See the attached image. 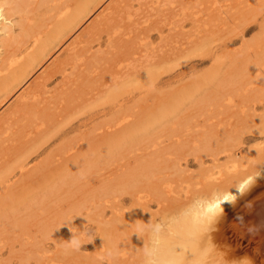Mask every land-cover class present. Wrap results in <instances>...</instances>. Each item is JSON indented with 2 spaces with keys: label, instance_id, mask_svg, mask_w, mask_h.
<instances>
[{
  "label": "rangeland",
  "instance_id": "obj_1",
  "mask_svg": "<svg viewBox=\"0 0 264 264\" xmlns=\"http://www.w3.org/2000/svg\"><path fill=\"white\" fill-rule=\"evenodd\" d=\"M75 29L51 49L27 80L0 97V172L14 168L26 156L25 167H30L29 174L12 175L18 184L11 192H0V264H142L138 248L143 241L133 233L147 219L161 217L160 202L184 201L183 196L198 192L207 176L226 171L223 167L229 169L232 163L225 164L227 154L218 152L222 147L231 148L229 155L239 163L254 155L251 150L261 152L258 147L262 145L256 146L264 142V135H257L261 127L256 119L264 114L260 97L264 92V0H102ZM126 62L134 64L127 74L123 66L118 68ZM62 65L64 76L58 72L47 78ZM241 82H250L245 89L248 94L237 89ZM224 89L231 90L227 92L231 98ZM232 89L242 97L257 95L259 101L253 97L254 101L245 99L253 102L250 105L249 101L242 104L240 92L237 97ZM53 98L58 105L50 101ZM243 105L248 108L242 109ZM231 110L238 118L231 117ZM228 119L231 122L226 123ZM232 122L243 125L237 124L236 129L232 124L233 129H228ZM220 129L228 132L233 143L227 137L228 141L214 142L227 134H220ZM28 150L31 154L23 155ZM142 161L157 162L153 178L159 179L163 188L158 186L159 190L165 193L167 189L166 196L155 192V201L150 198L155 195L145 189L146 195L143 185L149 174L144 175L145 169L136 170L138 175L143 170L141 175L148 178L138 182L141 186L121 176L137 177L130 175L133 170H125L137 168ZM120 181L128 182L122 185ZM75 234L84 243L80 250L68 243ZM113 245L119 255L104 259Z\"/></svg>",
  "mask_w": 264,
  "mask_h": 264
},
{
  "label": "bare ground",
  "instance_id": "obj_2",
  "mask_svg": "<svg viewBox=\"0 0 264 264\" xmlns=\"http://www.w3.org/2000/svg\"><path fill=\"white\" fill-rule=\"evenodd\" d=\"M102 2V0H0V97L1 95H3L2 97L5 98L10 92H12L17 86L21 85L25 80H27V78L29 77V75L31 74V72L35 69V67H37L38 65L41 64V62L45 59V57L50 54L49 52H51V49H54V46H56V44H59L61 41L65 40L66 37L69 36V33L72 32L76 27H79V24L82 23V21H84V18L90 14L91 12H93L95 9L98 8L99 4ZM76 30V29H75ZM77 40V39H76ZM52 49V50H53ZM137 49V48H135ZM132 50V49H130ZM141 52V51H140ZM128 53V52H127ZM137 53V52H135ZM264 53V52H263ZM193 54V53H192ZM124 55V54H123ZM133 56V53L131 54ZM130 55V56H131ZM264 55V54H263ZM94 56V55H93ZM98 56V55H96ZM122 56V55H121ZM99 57V56H98ZM127 57V56H126ZM125 57V58H126ZM135 57V56H134ZM134 57H128L129 60L131 61V58L134 59ZM142 55L140 54V57H135V60L137 59L136 62L140 61ZM262 57V56H261ZM121 58V57H118ZM145 58V57H144ZM143 59V58H142ZM264 59V57H263ZM122 61H124L123 59H120ZM100 61V60H99ZM128 61V59H127ZM134 60H132L133 62ZM263 61V60H262ZM81 62V61H80ZM91 62V60H90ZM119 62V61H118ZM43 63V62H42ZM97 63V62H96ZM95 63V65H96ZM259 63H260V59H259ZM75 64V63H74ZM109 64V63H108ZM132 64V63H131ZM129 63L126 62V64H121L118 66L122 67L123 71L125 72V74H127L128 70L131 69L129 65H131ZM261 64V63H260ZM263 64V63H262ZM77 65V64H76ZM75 65V67H76ZM80 65V64H79ZM90 65V64H89ZM99 65V64H98ZM134 65V64H132ZM138 65V64H137ZM74 66V65H73ZM116 67V66H115ZM133 67V66H132ZM137 67V66H136ZM78 68V67H76ZM117 68V69H118ZM72 69V68H71ZM262 69V68H261ZM74 70V69H73ZM80 70V69H79ZM120 70V69H119ZM65 65H62L61 68L58 69H54L53 71L49 72L47 78H51L53 77L56 73L60 72L63 76L65 74ZM72 71V70H71ZM259 71V70H258ZM77 72V70H76ZM71 75L73 74L70 73ZM67 75V74H66ZM77 75V74H76ZM262 76H264L263 74H261ZM130 76V75H129ZM260 76V75H259ZM69 77V75H68ZM216 78V77H215ZM231 78V77H230ZM66 79V77H65ZM68 79V78H67ZM66 79V80H67ZM128 79V78H126ZM213 79V78H212ZM246 79V78H245ZM244 79V80H245ZM64 80V79H63ZM75 80V79H74ZM248 80V78H247ZM239 81H242L241 79ZM253 80H250V82L252 83ZM69 83H71L70 81H67ZM218 83V81H216ZM238 82V81H236ZM235 82V83H236ZM246 82V81H245ZM250 82H247L246 84L242 83V85H240V89L242 93L248 94L249 92L246 91L249 88H247L246 85H248ZM261 82V81H259ZM264 82V80H263ZM262 82V83H263ZM63 83V82H62ZM127 83V82H126ZM240 83V84H241ZM68 85V83H66ZM238 84V83H236ZM257 84V83H256ZM259 84V83H258ZM34 85V84H33ZM32 85V86H33ZM234 85V84H233ZM61 86V85H60ZM63 86V85H62ZM224 86V85H223ZM232 86V85H230ZM236 86V85H235ZM239 86V85H238ZM263 85L261 84L262 87ZM233 87V86H232ZM62 88V87H61ZM68 88V87H66ZM64 88V89H66ZM234 88V87H233ZM247 88V89H246ZM263 88V87H262ZM246 89V90H245ZM264 89V88H263ZM263 89L261 91H263ZM61 90V89H59ZM58 90V91H59ZM204 90V89H203ZM233 90V89H232ZM252 90V87H251ZM255 89H253L254 91ZM66 91V90H65ZM196 91V90H195ZM205 91V90H204ZM214 91V90H211ZM221 91V90H220ZM225 91V89H224ZM229 91L231 90H226L224 93L227 96V92L230 93ZM235 91V92H233ZM232 93L236 94L238 91L233 90ZM257 91V90H256ZM63 92V91H62ZM188 92V91H186ZM206 92V91H205ZM204 92V93H205ZM215 92V91H214ZM217 92V91H216ZM240 92V91H239ZM238 92V93H239ZM239 93L240 95L242 93ZM248 92V93H247ZM197 93H199L197 91ZM202 93V92H201ZM221 93V92H220ZM259 93L256 92V94ZM57 94V93H56ZM61 94L60 92L56 95V97ZM96 94V93H95ZM191 94V93H190ZM219 94V93H218ZM236 94L237 97H239ZM244 94V95H246ZM251 94V93H250ZM263 94V95H262ZM261 94V99L264 100V92ZM63 95V94H62ZM68 95V94H66ZM210 95V92L209 94ZM207 95V96H208ZM215 94H213L214 96ZM222 95V94H220ZM229 95L232 94H228L227 97H230ZM186 96V95H183ZM192 96V95H191ZM202 96V94H201ZM200 96V97H201ZM219 96V95H218ZM215 96V99L218 97ZM243 95H241L240 100L243 99V101H240L241 103L244 101H249V100H245V99H251L253 97H256L257 95H254L253 97H242ZM249 96V95H248ZM77 97V96H76ZM92 97V96H91ZM222 97V96H221ZM259 97V96H258ZM255 101H259L258 100ZM52 98V97H50ZM62 98V97H59ZM233 99H236V97H233ZM64 99V98H63ZM97 99V98H96ZM191 99V98H190ZM207 99L209 100V98L207 97ZM212 99V98H211ZM212 99V100H215ZM218 99V98H217ZM222 99V98H221ZM229 100V98H227ZM260 99V100H261ZM52 100V101H51ZM54 98L50 99L51 102H53L54 104L56 103ZM58 100V99H57ZM56 100V101H57ZM65 100V99H64ZM70 100V99H68ZM73 100V99H72ZM93 100V99H92ZM95 100V99H94ZM184 100V99H183ZM189 100V99H188ZM201 100V99H198ZM205 100V98L203 99ZM219 100V99H218ZM226 100V99H223ZM2 101V100H0ZM85 101V100H84ZM96 101V100H95ZM94 101V102H95ZM220 100V104H221ZM227 101V100H226ZM225 101V102H226ZM236 102V100H234ZM233 101V102H234ZM254 101V98H253ZM59 102V101H58ZM58 102L56 103L58 105ZM77 102V101H76ZM88 102V101H87ZM93 102V101H92ZM181 102V101H179ZM196 102V101H195ZM204 102V101H203ZM212 103H215L214 101H211ZM217 102V101H216ZM239 102V101H237ZM74 103V102H73ZM82 103V102H80ZM198 103V102H196ZM205 103V102H204ZM219 103V102H218ZM249 103V104H248ZM246 103L247 105H250V103L253 102H248ZM258 103V102H257ZM72 104V103H71ZM76 104V103H75ZM90 104V103H89ZM88 104V105H89ZM217 104V103H216ZM223 104V103H222ZM228 104V102H227ZM245 104V103H242ZM63 105V104H62ZM61 105V106H62ZM76 105H80L79 103ZM192 105V104H189ZM202 105V104H201ZM200 105V107H202ZM219 107L220 105L217 104ZM217 105H213V106H217ZM247 105H243L245 107H241L242 109L244 108H248ZM60 106V105H59ZM67 106V105H66ZM87 105L85 104V107ZM229 106V104H228ZM242 106V105H241ZM255 106V105H254ZM68 107V106H67ZM71 107V106H70ZM83 108V106H81ZM89 107V106H88ZM194 107V106H193ZM199 107V108H200ZM207 107V106H205ZM218 107V109H219ZM252 107V106H250ZM258 107V104H257ZM69 108V107H68ZM74 108V106H73ZM196 108V107H195ZM199 108H197L198 110H200ZM203 108V107H202ZM210 108V105H209ZM223 108V107H222ZM253 108V107H252ZM263 108V107H262ZM48 109V108H46ZM45 109V110H46ZM64 110V107H60V110ZM75 109V108H74ZM81 109V108H80ZM79 109V110H80ZM185 109V108H184ZM196 109V110H197ZM206 109V108H205ZM217 109V108H216ZM217 109V110H218ZM238 109V108H237ZM73 110V109H72ZM197 110V111H198ZM203 110V109H202ZM202 110H200L202 112ZM207 110V109H206ZM209 110V109H208ZM226 110V109H224ZM44 111V110H42ZM66 111V110H64ZM76 111V110H75ZM74 111V113H75ZM82 111V110H81ZM186 111V110H185ZM219 111V110H218ZM221 111V110H220ZM232 111V110H231ZM248 111V110H247ZM34 112V111H33ZM36 112V111H35ZM34 112V113H35ZM37 112H40L37 111ZM46 112V111H45ZM48 112V111H47ZM46 112V113H47ZM79 112V111H76ZM183 112V111H182ZM199 112V111H198ZM205 112V111H203ZM210 112V111H209ZM216 112L213 110V113ZM234 112L236 111H232L231 117H237L238 118V113L236 112L234 114ZM32 114V112H30ZM53 113V112H52ZM51 113V114H52ZM68 112H64L62 114H65ZM82 113V112H81ZM186 113V112H185ZM184 113V114H185ZM220 114V112H217ZM222 113V112H221ZM212 114V112H211ZM224 114V113H223ZM228 114V113H227ZM44 115V114H43ZM56 115H60L57 114ZM63 115V118L64 116ZM71 114H69L68 116H70ZM74 115V114H72ZM203 115V113H202ZM206 115V114H205ZM230 115H227L228 117ZM238 115V116H237ZM262 115V116H261ZM260 117L257 118L256 120V124L259 125L261 127L260 131H257V135L258 134H263L264 135V114L261 113ZM61 116V115H60ZM186 116V115H185ZM208 116V115H207ZM218 116V115H217ZM43 117V116H42ZM40 116V118H42ZM46 117V115L44 116ZM54 117V116H52ZM190 117V116H189ZM211 117V116H210ZM209 117V118H210ZM216 117V116H215ZM29 118V117H28ZM68 118V117H67ZM182 118V117H180ZM186 118V117H184ZM227 117H223V119ZM243 118V117H242ZM241 116L239 117V119H242ZM35 119V118H34ZM56 119V118H55ZM188 119V118H186ZM192 119V118H191ZM218 119V118H217ZM220 119V118H219ZM40 120V119H37ZM43 120V119H42ZM41 120V121H42ZM48 120V119H47ZM46 120V121H47ZM68 120V119H67ZM152 120V119H151ZM229 120V119H228ZM243 120V119H242ZM241 120V122H242ZM31 121V120H30ZM58 121V120H57ZM149 121V120H148ZM180 121V120H179ZM207 121V120H206ZM205 121V122H206ZM219 121V120H218ZM223 121V120H222ZM221 121V122H222ZM234 121V120H233ZM238 120L235 119V122H237ZM250 121V120H248ZM37 122V121H36ZM150 123L152 121H149ZM155 122V121H154ZM184 122V121H183ZM189 122V121H188ZM214 122V121H213ZM231 122L230 120L227 121L226 123ZM40 123V122H39ZM45 123V122H42ZM49 123V122H48ZM120 123V122H118ZM185 123V122H184ZM183 123V124H184ZM192 123V122H191ZM225 123V126H226ZM251 123V122H250ZM51 124V123H49ZM49 124H46L49 125ZM143 125H146L145 123H142ZM148 124V122H147ZM172 124V123H171ZM222 124V123H221ZM232 124H234L233 122L231 124H227V128L229 129L230 126H232ZM240 125H243L241 123H237ZM236 124V125H237ZM37 125V124H36ZM151 125V124H149ZM148 125V126H149ZM211 125V124H210ZM217 124H215L216 126ZM219 125V123H218ZM224 125V124H223ZM230 125V126H229ZM235 126V128L237 129V126ZM239 125V126H240ZM40 126V124L38 125ZM54 126V125H53ZM130 126V125H129ZM128 126V127H129ZM178 126V125H177ZM176 126V127H177ZM192 127V125H190ZM246 126V125H245ZM253 127V125H251ZM249 126V127H251ZM45 127V126H44ZM181 129L182 127L179 126ZM211 127V126H209ZM233 127V126H232ZM259 127V128H260ZM169 128V127H168ZM217 128V127H215ZM219 128V127H218ZM243 128V126L239 127ZM254 128V127H253ZM38 129V128H36ZM43 129V128H42ZM116 129V128H115ZM135 129V128H134ZM176 129V128H175ZM174 129V130H175ZM178 129V127H177ZM223 129V128H221ZM220 129V134L223 132H221ZM233 129V128H230ZM236 130V131H239ZM246 129H248V127H246ZM256 129V128H255ZM258 129V127H257ZM138 130V129H137ZM146 130V129H144ZM184 130V129H182ZM186 130H188V128H186ZM193 130V129H191ZM253 130V129H252ZM251 130V131H252ZM51 131V130H50ZM121 131V130H120ZM133 134H134V130ZM180 131V130H179ZM211 131V130H210ZM213 131V130H212ZM218 131V130H217ZM224 131H225V127H224ZM231 132H229V134H233L232 130H229ZM255 131V132H256ZM29 132V131H28ZM44 132V131H43ZM47 132V131H46ZM119 132V131H118ZM123 132V131H122ZM125 132V130H124ZM139 132V131H138ZM137 132V133H138ZM142 132V131H141ZM167 132V131H166ZM181 132V131H180ZM205 132V131H204ZM241 132V129H240ZM243 132V130H242ZM31 134H34L36 132H29ZM45 133V132H44ZM105 133V132H104ZM120 133V132H119ZM143 133V132H142ZM168 133V132H167ZM178 133V132H177ZM214 133V132H212ZM216 133V132H215ZM227 133V134H226ZM37 134V133H36ZM35 134V135H36ZM49 134V133H48ZM112 134V133H111ZM126 134V133H124ZM122 134V135H124ZM140 134V133H139ZM171 134V133H170ZM179 134V133H178ZM182 134V133H181ZM193 134V133H192ZM219 134V133H218ZM226 134V135H224ZM50 135V134H49ZM122 135L120 134L121 138ZM165 135V133H164ZM217 135V133H216ZM215 135V138H216ZM222 135H224V139L223 137H221V139L223 140H219V141H214L215 143L220 142V141H228L229 138L232 140L230 142L233 143V139L231 137H228V132H223ZM234 135V134H233ZM236 135V133H235ZM26 136V135H25ZM42 135H40L39 138H41ZM118 136V135H117ZM196 137H198V135H196ZM228 140H225L227 139ZM256 137V136H255ZM260 137V135H259ZM37 137H35L36 139ZM181 138V137H180ZM190 138V137H189ZM193 138V137H192ZM191 138V139H192ZM195 138V137H194ZM204 138V135H203ZM210 138V137H208ZM220 138V137H219ZM218 138V139H219ZM237 137H234V139ZM254 138V137H252ZM263 138V137H262ZM140 139V138H139ZM153 139V137H152ZM166 139V138H165ZM199 139V138H198ZM196 139V140H198ZM206 139V137H205ZM211 139H213V135L211 137ZM30 140V139H29ZM113 140V139H111ZM195 140V139H194ZM200 140V139H199ZM237 140V139H235ZM262 139H260L261 141ZM264 140V139H263ZM92 141V140H91ZM104 142V140H102ZM117 141V140H115ZM155 141V140H154ZM154 141H152V143H154ZM182 141V140H181ZM186 141V140H184ZM210 141V140H209ZM242 141V140H241ZM112 142V141H110ZM180 142V141H179ZM204 142V141H203ZM213 143V140L211 141ZM236 142V141H235ZM240 142V141H239ZM88 143V142H87ZM90 143V142H89ZM88 143V144H89ZM199 143V142H198ZM205 143V142H204ZM210 143V142H209ZM213 143V145L215 144ZM238 143V141H237ZM236 143V144H237ZM264 143V142H263ZM260 144L258 147L261 148V152L256 154L255 151L251 150L250 154H253L252 152H254V155H250L248 156V161H241L239 163L236 162L238 160V158L234 157L233 160V155H229V151H231V148L229 147H222L223 149H221L222 151H218V152H225L227 155H224L226 157L225 159V164L227 163H232L230 165H228L227 167H223L226 168V171L224 172H218L210 174L207 180V182L201 186L200 189H197L198 192H194L195 194L188 196H183L182 198L186 197V199L184 201H181V198L176 201L173 202L170 200L169 196L167 198H169V202L168 204L162 203L160 202L162 206L160 205V208H157L158 212V216H165L168 213L174 212L180 208H182L184 205L186 204H190L191 201H193L195 198L200 197L203 200L202 201H198L196 205H194L193 207L189 208L184 215L187 216L189 213L191 214V222L193 224L197 223V222H201L203 221L205 218H210L212 215H214L216 212L220 211V205L223 201L225 200H235L236 201L234 203H224L223 204V214L222 216L217 220L214 230L211 232V238L214 242V244L217 246V248L224 253L225 257L227 258V260L229 261H236V262H242L244 261V264H264V144ZM92 144V143H91ZM95 144V143H94ZM180 144V143H179ZM200 145V144H199ZM222 145V144H221ZM121 146V145H120ZM144 146V145H143ZM193 146V144H192ZM118 147V146H117ZM116 147V148H117ZM183 147V146H182ZM209 147V146H206ZM211 147V146H210ZM233 148V147H232ZM241 148V147H240ZM32 149V148H31ZM38 148H35L32 152H35ZM192 149V148H191ZM203 149V148H202ZM217 149V148H216ZM235 149V148H233ZM253 149V148H252ZM146 150V149H145ZM180 151V150H177ZM212 151V150H211ZM106 152V151H105ZM201 152V151H200ZM215 152V151H212ZM258 152V151H257ZM26 153V152H25ZM23 153V155H30L31 154V150H28L27 153L25 154ZM82 153V152H80ZM196 154V153H195ZM205 154V153H204ZM205 155H209V154H205ZM159 156V155H157ZM187 156V155H186ZM210 156V155H209ZM218 154L214 153L213 156V160L217 159ZM199 157V156H198ZM211 157V156H210ZM27 158L24 157L21 161H18L15 165L14 168L8 169L7 167L2 170L0 172V192L2 190H5L6 192H11L16 185L18 184V179H13L14 173L19 172L20 175H24L29 174L30 171V167H25L26 163L24 162V160ZM149 158V157H148ZM147 158V159H148ZM202 158V157H201ZM200 158V159H201ZM145 159V158H144ZM237 159V160H235ZM245 159L247 160V158L245 157ZM244 159V160H245ZM124 160V159H123ZM126 160V159H125ZM160 160V159H159ZM212 160V159H211ZM130 161V160H128ZM134 161V160H133ZM139 161V160H137ZM144 161V160H143ZM143 161L141 163H143ZM151 161H154V159H151ZM151 161H146V163L143 164H139V166H136L137 168H131L127 169L125 171H127L128 173L130 172V170H133V172L130 173V175L132 176V174H136L138 181H135V178L131 180V177L129 176V174L127 175H121V176H126L128 177L127 179H130V181L132 183H137L139 185L137 186H141L140 183H138L140 180H142V178L144 176H142L141 173L143 170L141 169H145L146 171H148L147 173H145L144 175H148L147 177H144V180H148L146 183L144 181H141L142 184H144V191L146 192L149 191L151 192V194L155 195V192L161 191L160 193L158 192L157 194H161L159 196L163 197V195H165L164 191L162 192L163 188H161L159 186V182L157 178H153V176L155 175L154 170H156V163L157 162H151ZM236 162V163H235ZM135 163V162H133ZM130 163V164H133ZM126 164V163H125ZM224 164V162H223ZM224 164V165H225ZM68 165V164H67ZM69 166V165H68ZM134 166V165H133ZM141 168V172L139 170V175L137 174V171L139 168ZM216 167V166H215ZM158 168V167H157ZM222 168V169H223ZM126 169V167H125ZM137 170V171H136ZM159 170V169H158ZM177 170V167H176ZM209 170V168H208ZM207 170V171H208ZM213 170V168H211L209 171ZM221 170V169H220ZM126 172V173H127ZM177 172V171H176ZM125 174V173H123ZM201 174V173H199ZM199 174L197 175L199 178ZM65 175V174H64ZM67 175V174H66ZM133 175V176H134ZM217 175V176H216ZM142 176V177H141ZM162 176V175H161ZM190 176V174H189ZM192 176V174H191ZM70 177V176H69ZM163 177V176H162ZM186 177V176H185ZM119 178V177H118ZM125 179V177H123ZM147 178V179H145ZM161 178V177H159ZM190 178V177H189ZM256 178V179H255ZM120 179V178H119ZM122 179V178H121ZM123 179V180H124ZM126 179V180H127ZM192 179V178H191ZM190 179V180H191ZM117 180V179H116ZM134 180V181H133ZM156 182H155V181ZM165 180V178H164ZM189 180V181H190ZM203 180V179H201ZM74 181V180H73ZM107 181V180H106ZM122 181V180H121ZM120 181V182H121ZM129 181V182H130ZM161 181V180H160ZM163 181V180H162ZM194 181V180H193ZM198 181V180H197ZM206 181V180H205ZM118 182V181H117ZM119 182V184H120ZM128 182V181H125ZM124 181L121 182L122 185H124L125 183ZM144 182V183H143ZM166 182V181H165ZM115 183V182H114ZM135 183V184H136ZM186 183V182H184ZM194 183V182H193ZM130 184V183H128ZM135 184H133L134 186L132 187H137L135 186ZM169 185V184H168ZM251 185V186H250ZM158 186L162 189L159 190ZM162 186H165L162 184ZM250 186V187H249ZM166 187V186H165ZM195 187V186H194ZM200 187V186H199ZM192 188V187H190ZM196 188V187H195ZM243 192H239L238 189ZM80 189V188H79ZM146 189V190H145ZM165 189V188H164ZM169 189V188H168ZM111 190V189H110ZM188 190V189H186ZM196 190V189H195ZM229 190L237 197H235L234 195H232ZM171 191V190H170ZM177 191V190H176ZM31 193V191H29ZM85 192V191H84ZM107 192H109L107 190ZM148 192V193H149ZM169 192V191H168ZM179 191H177L176 193H178ZM148 194V195H151ZM168 194V193H167ZM191 194V193H190ZM147 195V192H146ZM23 196V195H22ZM157 195L150 197L153 200H155ZM166 196V195H165ZM140 196L138 195V198ZM161 197H158L157 199L160 200ZM23 199V197H21ZM149 198V201H150ZM176 198V197H174ZM178 198V197H177ZM148 201V202H149ZM156 201V200H155ZM163 201V200H160ZM167 201V199L165 200ZM181 201V202H180ZM164 202V201H163ZM33 203V202H31ZM76 203V202H75ZM157 204V202H156ZM32 205V204H31ZM88 205V204H87ZM88 207V206H86ZM79 209V208H77ZM80 210V209H79ZM2 212V211H0ZM148 211L145 213L147 214ZM7 214V213H6ZM149 214V213H148ZM147 214V215H148ZM5 215V213H4ZM17 215V214H16ZM32 215V214H31ZM146 215V216H147ZM145 216V218H146ZM2 218V215H1ZM0 218V223L1 219ZM62 218V217H61ZM144 218V219H145ZM153 218V217H151ZM12 219V218H11ZM16 219L17 216H16ZM150 219V217H149ZM146 220V219H145ZM3 221V220H2ZM147 222L148 219L146 220ZM13 222V221H12ZM145 222V223H147ZM8 223V222H7ZM17 223V221H16ZM12 224V223H11ZM18 224V223H17ZM60 225V224H59ZM2 226V225H1ZM5 226V225H4ZM13 226H19V225H15V223H13ZM55 227V226H54ZM26 228V227H25ZM40 228V227H39ZM59 228V226H58ZM249 228H255L256 231L255 232H249ZM5 229V228H4ZM15 229V227H14ZM12 229V230H14ZM57 229V228H56ZM1 231V230H0ZM102 231V230H101ZM106 232V231H103ZM231 232V233H230ZM228 233L230 235H228ZM108 235V234H107ZM242 244H245V248H242Z\"/></svg>",
  "mask_w": 264,
  "mask_h": 264
},
{
  "label": "clouds",
  "instance_id": "obj_3",
  "mask_svg": "<svg viewBox=\"0 0 264 264\" xmlns=\"http://www.w3.org/2000/svg\"><path fill=\"white\" fill-rule=\"evenodd\" d=\"M238 191L241 192L239 189ZM229 192L234 195L230 190ZM202 200L197 197L190 204L174 212L136 226L133 234L143 241V246L138 248L142 264H244L245 260L242 262L227 260L211 238V232L223 214V204L234 203L236 199L223 201L220 211L210 218L193 224L191 214L185 216L184 213ZM248 230L249 232L256 231L255 228ZM68 243L75 250H80L84 244L76 234ZM118 255V248L113 245L106 250L104 259L113 260Z\"/></svg>",
  "mask_w": 264,
  "mask_h": 264
}]
</instances>
